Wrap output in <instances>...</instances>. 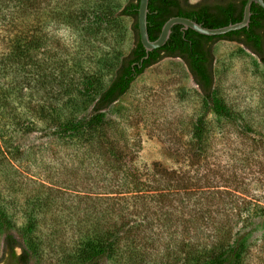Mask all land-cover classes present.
<instances>
[{"label": "rangeland", "instance_id": "obj_1", "mask_svg": "<svg viewBox=\"0 0 264 264\" xmlns=\"http://www.w3.org/2000/svg\"><path fill=\"white\" fill-rule=\"evenodd\" d=\"M128 1L30 0L33 8L1 27L0 259L7 221L30 250L31 264H83L98 228L115 231L122 224L134 232L107 255L106 264H129L127 247L164 252L141 232L149 226L179 246L181 257L195 246L230 243L242 229L244 264H264V216L255 212L256 203L264 204V64L242 45L219 41L213 47L215 92L238 122L219 126L207 115L201 91L179 58L148 68L113 106L110 130L125 132L117 144L121 157L138 168L133 179L111 176L88 149L93 145L53 136L38 118L40 105L69 98L84 101L81 114L88 111L134 45L132 19L119 16ZM26 33L44 40L37 52L44 57L43 75L64 78L71 96L56 93L59 86L28 83L8 60L13 40ZM203 116L207 137L196 144L193 131ZM147 165L174 171L178 180L161 186L151 180L157 173L142 169ZM180 180L187 187L174 186ZM137 184L144 192H131Z\"/></svg>", "mask_w": 264, "mask_h": 264}, {"label": "trees", "instance_id": "obj_2", "mask_svg": "<svg viewBox=\"0 0 264 264\" xmlns=\"http://www.w3.org/2000/svg\"><path fill=\"white\" fill-rule=\"evenodd\" d=\"M29 1L0 0V30L4 25H13L15 18H19L20 13H25L27 9L33 8ZM246 3L247 0H199L197 2L150 0L147 17L150 40H157L164 24L173 17L188 18L211 29L236 24L243 20ZM139 6L140 0H129L119 12V16L128 17L133 21L134 45L129 53L120 58L111 81L96 95V99L88 111L81 114L78 108L81 109L84 106V101L70 98L65 102L58 101L57 106H46L44 103L45 106L40 105V108L37 109L38 118L45 121L46 125H50L53 136L93 145L88 149L98 156V160L107 164V173H111V176L122 173L123 176L120 178L125 180L133 179L132 176L134 172L138 171V168L129 165L128 161L121 157L117 138L124 136L125 132L110 130L112 127L109 125L107 116L113 106L128 93L132 84L148 68L165 58L181 59L187 65L195 84L201 91L207 115L211 114L217 124L221 126L225 121L233 123L238 121L236 114L217 97L215 92L214 45L222 40L236 42L248 49L264 64V9L257 4L252 5L251 22L248 28L209 37L191 29L184 30L182 26L176 25L172 28V34L166 45L149 54L140 41ZM27 36L19 35V38L13 40L8 60L13 61L14 65L20 68L24 77L28 78L26 80L28 83H33L41 88L44 87L43 85L59 86L61 92L56 93L71 96L69 94L71 87L68 86L70 87L68 88L64 84V78L56 79L49 74L43 75L44 57L43 54L41 57L38 56L37 52L44 45V40L41 37L38 40L37 37L29 36V34ZM45 88L53 93L48 87L45 86ZM81 92L83 93L81 95L86 93L85 91V93ZM208 122L207 116L198 119L193 131V140L196 144H201L206 139ZM198 146L199 149L202 148L201 145ZM142 169L150 171L149 173H157V175L151 176V180L157 184L164 181L165 184L167 183L166 187L178 180L172 174L174 171L168 173L167 169L159 165H147ZM182 181L180 180L174 186L187 187V185H181ZM142 187L137 184L131 192H144ZM146 189L148 188L146 187ZM155 190L163 191L160 188ZM161 196L162 194L159 195V197ZM250 209L253 211V208ZM255 212L264 216V204L256 203ZM2 217L5 218L3 214ZM2 223L4 242L0 264H31V252L26 244L11 231L7 221ZM133 227L122 224L121 227H116L115 231L99 227L94 236L95 241L93 239L89 241L91 248L88 249V255L84 257L83 264H106L107 255L113 250L118 252L121 249L119 243L134 232ZM141 232L151 236L156 249L164 248V252L152 254L147 251L139 252L134 247H127L126 260L129 264H170L179 261H182L183 264H244L248 248L246 235L242 229H239L232 234L230 243H215V246L209 249L206 246H195L188 257H181L183 253L177 250L179 246L174 247L159 237L158 226L143 227ZM161 243H165L164 246H161Z\"/></svg>", "mask_w": 264, "mask_h": 264}, {"label": "water", "instance_id": "obj_3", "mask_svg": "<svg viewBox=\"0 0 264 264\" xmlns=\"http://www.w3.org/2000/svg\"><path fill=\"white\" fill-rule=\"evenodd\" d=\"M149 1L150 0H140L139 6V15H138V29L140 35V41L144 46L147 54L150 52L162 48L166 45L170 36L172 34V28L176 25H180L184 30L191 29L196 33H199L204 36H221L233 31H239L245 28H248L251 22L252 16V5L257 4L264 9V0H247V3L244 8V16L241 22L236 24H230L228 26L222 28H205L202 25L194 22L188 18L184 17H173L169 19L163 26L162 32L157 40L151 41L148 33V12H149ZM226 40H222L221 42H225ZM148 55L146 56V58Z\"/></svg>", "mask_w": 264, "mask_h": 264}]
</instances>
